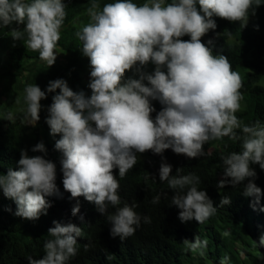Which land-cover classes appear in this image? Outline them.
<instances>
[{
  "label": "clouds",
  "instance_id": "9594fccd",
  "mask_svg": "<svg viewBox=\"0 0 264 264\" xmlns=\"http://www.w3.org/2000/svg\"><path fill=\"white\" fill-rule=\"evenodd\" d=\"M253 5H264V0H146L140 5L133 0H114L102 10H97L98 0H93L88 9L91 22L76 33L83 55L90 58L91 96L73 91L64 79L50 81L46 91L37 84L25 88L24 120L28 125L39 121L41 100L59 90L47 109L46 123L53 137L60 135L55 148L63 156V187L72 198L83 196L95 204L101 214L109 205L115 207L108 217L114 238L123 240L140 226L135 205L118 207L120 185L113 175V169H118L123 178L137 164V153L151 150L162 155L171 149L196 158L209 140L225 136L242 140V152L222 156L224 178L217 187H235L247 180L245 196L255 197L259 203L264 195L250 167L251 163L264 169V125H241L235 115L241 107V78L231 70L226 56H214L201 41L217 27L214 17L246 25ZM66 8L64 0H0V25H24L23 31L11 29L12 39L25 37L24 46L38 51L39 58L51 67L57 58L54 50ZM184 36L190 40H182ZM149 63L155 65L153 72H141L139 79H124L126 71ZM153 100L163 106L155 119ZM12 118L9 114L8 120ZM32 151L47 155L43 142ZM17 163L18 170L0 174V189L16 203L15 215L38 220L52 206L45 197L59 193L56 164L44 156H29L26 150H21ZM172 171L170 164L162 162L159 179L173 190L171 205L180 209L181 222L202 223L217 211L207 192L198 190V176L172 175ZM159 200L158 195L152 202ZM230 202L224 196L220 206ZM79 212L77 204L72 215ZM145 222L149 218L145 217ZM54 223L49 229L53 238L44 244L45 255L41 259L28 257L29 264H67L76 255L81 228ZM199 244L197 238L192 242L194 248Z\"/></svg>",
  "mask_w": 264,
  "mask_h": 264
},
{
  "label": "trees",
  "instance_id": "16d2710c",
  "mask_svg": "<svg viewBox=\"0 0 264 264\" xmlns=\"http://www.w3.org/2000/svg\"><path fill=\"white\" fill-rule=\"evenodd\" d=\"M64 2L67 5L66 17L54 50L62 53L63 62L55 61L51 67L39 58L38 51L24 46L25 37L17 41L12 39L11 29L19 27L23 31L24 25H0V174L7 175L9 169L18 170L21 150H26L29 156H44L56 164L59 190L58 194L45 197L52 206L46 215L33 221L15 215L16 203L5 197L0 189V264H29L27 258L30 256L33 259L43 258L44 244L53 238L49 235V229L55 227L54 222L62 225L72 223L81 228L76 255L67 264H183L182 257H189L190 250L187 249L193 247L192 242L196 238H204L203 241L217 249L208 264H222L223 258L234 264H244L246 261L264 264L263 256L253 255L245 247L253 241L261 245L260 236L264 234V195L259 203L255 197L245 196L244 185L247 180L235 187L231 184L223 189L217 187L224 178L222 156L242 152V140H233L229 136L209 140L203 146V154L196 158L176 154L171 149L165 150L162 155L151 150L137 153V164L123 178L119 177L118 169H113V175L120 185L118 194L121 204L118 207L125 203L135 205L134 211L141 217L135 233L123 240L111 235L112 226L108 217L115 212V207L109 205L107 211L101 214L95 204L83 196L72 198L71 193L64 189L61 170L63 156L55 148L60 135L53 137L46 123L47 109L59 90L47 94V99L41 100L40 119L36 125H28L24 120V90L28 85L37 84L42 91H46L50 81L64 79L73 91H83L87 97L92 94L88 87L89 81L85 79L90 70L87 67L90 58L83 55L82 41L76 33L91 22L88 9L93 0ZM112 2L114 0H98L97 10H102L105 4ZM133 2L140 5L146 0ZM171 2L167 0V3ZM214 19L217 27L209 30L201 37V41L212 49L214 56L224 55L228 58L231 70L241 78V95L251 96L248 109L236 116L242 126H255L257 122L264 125V86L259 84L264 77V5L250 8L246 25L220 17ZM181 39L188 41L190 36ZM208 41H212V44L209 45ZM154 68L155 65L151 63L147 66L136 65L125 72L124 79H139L141 72L151 73ZM151 104L156 109L152 113L155 119L163 106L157 100L151 101ZM9 114L13 117L10 121ZM235 131L239 136L243 135L241 129ZM40 142L46 146V156L32 151ZM162 162L172 166V175L198 176V190L207 192L217 211L202 223L195 220L181 222L180 209L171 205L173 190L167 182L159 179ZM250 167L256 172L254 182L264 192V169L251 163ZM158 195L159 202L153 203V198ZM224 196L229 197L231 202L220 206ZM77 204L80 212L73 216L72 208ZM145 217L149 218V222H145ZM239 242H242L246 251L244 256Z\"/></svg>",
  "mask_w": 264,
  "mask_h": 264
},
{
  "label": "rangeland",
  "instance_id": "374dc122",
  "mask_svg": "<svg viewBox=\"0 0 264 264\" xmlns=\"http://www.w3.org/2000/svg\"><path fill=\"white\" fill-rule=\"evenodd\" d=\"M56 54H57V58H56V61L58 62H63V55L61 52H58V51H55ZM87 59H89V57H87ZM44 62V61H43ZM45 63V62H44ZM87 67H89V73L88 75L86 76V80H88L90 82V72H91V65H90V61H88L87 63ZM259 84L261 86H264V77L261 79V81L259 82ZM251 99V96L250 95H243L242 96V99L240 100V109L235 113L236 114H239L241 112H243L244 110H247L248 109V102H250L249 100ZM264 237V234H261L260 236V241H261V238ZM204 238H201L199 241H200V244L199 246L197 247H191V248H188L187 250H190V255L189 257H187L186 255H184L182 257V262L183 264H208L209 260H211V256L212 254H214L216 252V248L213 247V246H209L207 243H205V241H203ZM238 246L239 248L241 249V251L243 250V256L245 255V249L243 247V244L242 242H239L238 243ZM237 246V248H238ZM263 246L264 247V244L261 243V245L257 242V241H253L251 243L250 246H245L247 247L246 250H248L251 254L253 255H259V256H263L264 257V250L263 248L261 247ZM223 261V264H234L233 262H231L229 260V263L226 261L225 258L222 259ZM244 264H257L253 261H246L244 262Z\"/></svg>",
  "mask_w": 264,
  "mask_h": 264
}]
</instances>
